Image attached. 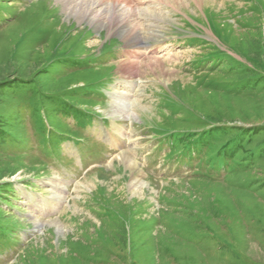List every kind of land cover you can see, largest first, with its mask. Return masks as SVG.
<instances>
[{
    "label": "rangeland",
    "instance_id": "374dc122",
    "mask_svg": "<svg viewBox=\"0 0 264 264\" xmlns=\"http://www.w3.org/2000/svg\"><path fill=\"white\" fill-rule=\"evenodd\" d=\"M10 61L0 264H264V0H0Z\"/></svg>",
    "mask_w": 264,
    "mask_h": 264
},
{
    "label": "trees",
    "instance_id": "16d2710c",
    "mask_svg": "<svg viewBox=\"0 0 264 264\" xmlns=\"http://www.w3.org/2000/svg\"><path fill=\"white\" fill-rule=\"evenodd\" d=\"M2 66H4V67H2V70H1V74H4L2 77H0V88L2 87V86H5V85H7L8 83H10V82H12V81H15V80H17V79H23L24 78V76H27V78H29V75H30V73L27 75V74H25V71L24 70H20L22 67L21 66H19L18 68H14V66H13V64H12V61H10V62H6L5 64H3ZM25 69V68H24ZM36 69V65L33 67V69L32 70H35ZM61 103V102H60ZM49 117H51V116H49ZM43 121V120H42ZM2 131H4L3 129H2ZM0 132V136L2 137V138H4V136L7 134L6 132L4 133V132ZM1 133H3V134H1ZM9 174V173H8ZM0 179H1V177H0ZM1 186V185H0ZM2 194H7V192L6 191H4V190H2ZM0 199H2V201H5L4 200V198L1 196L0 197ZM0 211L2 212V213H6L4 210H2V209H0ZM1 227V226H0ZM0 236H2L1 235V233H0Z\"/></svg>",
    "mask_w": 264,
    "mask_h": 264
},
{
    "label": "bare ground",
    "instance_id": "6f19581e",
    "mask_svg": "<svg viewBox=\"0 0 264 264\" xmlns=\"http://www.w3.org/2000/svg\"><path fill=\"white\" fill-rule=\"evenodd\" d=\"M71 1H73V0H63V7L65 8V9H67L68 7H69V5L71 4ZM74 3V2H73ZM76 4V3H75ZM78 5V4H77ZM98 11V10H97ZM102 11V10H101ZM115 12V11H114ZM74 15V14H73ZM111 137H112V139L113 140H116V138H115V135H111ZM133 154H134V151L133 150H131L130 148H128L127 147V149L126 150H124V151H122V155H123V157L126 159V161L128 162V165H132L131 163H133V166L135 165V161H136V159H135V157L133 156Z\"/></svg>",
    "mask_w": 264,
    "mask_h": 264
}]
</instances>
